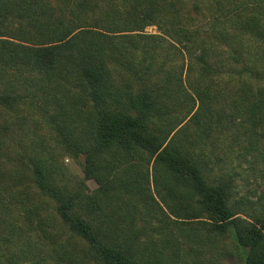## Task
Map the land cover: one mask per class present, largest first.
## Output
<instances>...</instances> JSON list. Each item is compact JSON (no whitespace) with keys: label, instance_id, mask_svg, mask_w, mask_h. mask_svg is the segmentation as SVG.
<instances>
[{"label":"rangeland","instance_id":"1","mask_svg":"<svg viewBox=\"0 0 264 264\" xmlns=\"http://www.w3.org/2000/svg\"><path fill=\"white\" fill-rule=\"evenodd\" d=\"M138 1L157 4L160 19L117 34L135 35L123 43L125 52L134 48L136 55L129 57L140 61L146 55L143 63L153 67L147 85L161 105L149 115V127L165 145L198 160L207 183L227 184L234 217L264 218V0ZM98 3L90 16L103 10L102 17L126 14L131 5ZM124 70L118 82L135 87ZM14 73L0 61V92L17 96L0 105V264H99L89 242L68 228L35 183L36 166L54 168L49 177L77 194L74 212L102 229L108 245L123 247L131 264H237L228 239H207L197 222L208 221L207 212L197 196L185 194L187 185L178 187L174 180L173 190L184 199L170 201L196 217L168 212L160 193L166 194L172 178L163 180L167 172L156 156L113 145L95 158L101 180L85 179L84 154L96 144L92 99L73 79H55L47 96ZM109 109L122 110L114 102ZM95 201L96 211L87 210Z\"/></svg>","mask_w":264,"mask_h":264},{"label":"trees","instance_id":"2","mask_svg":"<svg viewBox=\"0 0 264 264\" xmlns=\"http://www.w3.org/2000/svg\"><path fill=\"white\" fill-rule=\"evenodd\" d=\"M130 2L126 14L119 12L117 16L102 17L103 11L108 10L98 15L89 14V10H94L92 5L99 4L98 0H0V61L7 63L15 71L14 75L32 82L40 93H48L47 96L49 85L55 79H73L80 91L92 99L91 106L97 113L96 144L84 154L85 179L95 176L101 180L96 172L95 158L113 145L148 158L156 156L167 172L162 174L163 180L168 175L172 178L166 194L160 193L168 212L178 218L196 217L197 214H189L191 211L186 207H176L170 201V196L184 199L181 190H173L176 180L178 187L188 186H184L188 188L185 194L190 195V199L197 196L207 212L208 221H197L205 227L207 239H228L238 254L237 264H264V218L246 222L234 217L227 203V184L207 183L198 160L175 145H165L161 136L149 127V115L161 105L147 85L153 67L143 63L146 55L140 61L131 59L129 56L136 55L134 48L125 52L123 43L126 39L132 41L135 35L118 36L117 32L139 30L144 25L156 23L160 12L157 4ZM127 24L132 29H127ZM141 38L155 37L142 35ZM120 68L131 72L135 87L120 85L119 76L124 78ZM16 98L14 94L0 92V105H9ZM109 102L122 110L113 112ZM57 124L62 130L61 123L57 121ZM69 144L79 153L77 144ZM52 174V166L50 169L36 166L35 183L55 203L58 215L68 228L89 242L88 249L96 261L99 264H131L132 257L123 247L108 245L103 240L105 232L102 229L74 212L77 194L58 185L55 177H49ZM162 188L166 190V183ZM99 205L95 201L87 203L86 208L93 211ZM196 239L203 238L197 234ZM200 244L205 245L206 241L200 240Z\"/></svg>","mask_w":264,"mask_h":264}]
</instances>
